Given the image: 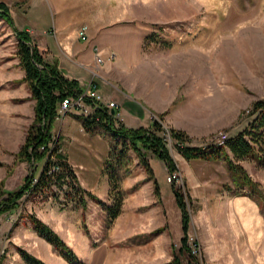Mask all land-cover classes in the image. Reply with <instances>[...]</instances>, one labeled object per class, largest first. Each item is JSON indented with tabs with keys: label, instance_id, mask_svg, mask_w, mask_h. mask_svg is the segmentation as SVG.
Returning <instances> with one entry per match:
<instances>
[{
	"label": "rangeland",
	"instance_id": "374dc122",
	"mask_svg": "<svg viewBox=\"0 0 264 264\" xmlns=\"http://www.w3.org/2000/svg\"><path fill=\"white\" fill-rule=\"evenodd\" d=\"M112 2L122 7L131 23L148 31L143 42L142 59L131 69L120 72L115 85L125 93L126 77L133 76L134 85L143 94L156 102H166L163 113H157L154 119L163 126L164 131L160 134L165 136L181 183L167 181L168 169L164 162V178L156 177L158 169L154 172L152 168L155 157L152 152L147 153V158L154 177H149L138 156L130 151L127 167L120 173L121 211L111 223L107 221V211L86 195L84 207L65 198V187L51 185L37 193L28 189L15 206L0 214V264L11 256H19L20 264H28L19 249L41 259L44 264H50L40 256L44 248L39 238L47 241L34 229L31 215L57 232L84 264H89L85 258L86 250L101 243L107 244L102 264H174L176 256L178 264H203V245L194 223L197 210L204 204L202 194L210 192L211 185L219 194L228 191V187L235 190L224 161L183 159L176 140L170 136V128L186 132L188 145L200 146L221 131L232 137L250 126L255 118L249 113L253 102L264 100V0ZM17 49L18 38L0 18V71H6L3 64L14 62L18 57ZM139 78L147 81L136 83L141 80ZM23 83L21 79L1 83L0 90L11 94L18 90L20 93L9 103L21 104L22 109L25 107L30 111L35 100L30 97L29 88L28 95L20 91ZM137 100L130 99L125 106H135ZM140 103L144 105L142 101ZM72 112L79 116L91 113L85 110ZM160 116L163 117L160 119ZM125 118L126 123L132 121ZM78 119L71 113L59 117L52 133L56 138L61 137L63 152L86 188L112 204L113 199L108 198L106 192L104 166L114 139L105 133L82 135L77 128ZM30 123L20 128L19 135L14 131H2L0 125V180L4 179V182L0 181V200L7 197L8 190L14 192L21 187L27 175H33L35 181L40 170L42 163L31 164L16 157ZM6 140L11 142L9 146L3 145ZM256 148L257 153L239 164L260 184L258 190L264 206V147L257 145ZM154 180L158 186L157 194ZM174 189L182 194L189 215L188 244L195 249L196 261L191 262L187 247L185 251L181 248L177 228L182 213L179 209L173 210L174 203L169 194H174ZM41 217L52 221L46 222ZM64 221L70 223L68 228ZM128 223L139 228H134L132 236L122 237L120 227L118 234L121 237L113 234L114 228ZM159 227L163 230L158 231ZM68 233L72 235L71 239ZM180 236H183L181 232ZM48 244L53 254L70 264Z\"/></svg>",
	"mask_w": 264,
	"mask_h": 264
},
{
	"label": "crops",
	"instance_id": "0c3cea01",
	"mask_svg": "<svg viewBox=\"0 0 264 264\" xmlns=\"http://www.w3.org/2000/svg\"><path fill=\"white\" fill-rule=\"evenodd\" d=\"M0 3L7 7L13 24H10L1 12L0 18L6 22L7 27L15 36V28L27 33L31 43L37 46L42 58L47 62H56L66 78L77 81L84 90L89 84H94L95 89L106 102L115 101L118 104L115 108L117 123L126 128H148L156 118V114L163 113L166 102H156L150 96L143 94V91L134 85L133 76L126 77L125 93L115 85L120 72L131 69L136 62L142 59L143 42L148 35L147 30L134 25L130 19L126 18L121 6L113 3L112 0H0ZM84 25L87 26L86 39L79 36V31ZM97 56L103 59L102 63H96ZM15 65H19L18 57L14 59V62L3 64V70L6 71H0V84L23 78L24 70L20 65L13 70ZM139 79L141 80H137L136 83L147 81L145 78ZM20 88V91L24 92L23 95H28V87L25 83ZM19 93L18 90L14 94L0 90L2 131L4 129L7 132L14 131L18 135L20 128L28 125L34 115L33 106L29 111L25 107L22 109L21 104L9 103L10 99ZM136 98H140L139 101ZM130 99L138 101L135 106H125ZM140 100L144 105L140 103ZM73 110H69L68 113L79 115L77 112H72ZM20 113L23 114L20 115ZM68 113L56 117L53 130L59 117L62 118ZM125 116L132 121L126 123ZM76 122L82 135L99 134L86 131L80 119ZM59 140L61 141L60 136ZM70 140V138L67 139L68 142ZM4 144L9 146L11 142L6 140ZM67 161L70 164L68 157ZM214 162L217 161L214 160ZM162 165H164L163 161L156 156L152 159L154 172L158 169V173L155 172L156 177L163 179ZM104 173L107 178L106 192L110 198L109 178L107 173ZM76 175L81 187L90 191L81 182L79 175L77 173ZM2 180L4 182V179ZM208 190L210 192L202 194L204 204L197 210L194 218L198 236L203 245V264H264V207L262 209V206L244 191L237 192L227 188L228 191L219 194L212 185ZM230 190L231 193H229ZM169 194L174 203L173 210L181 211L175 195ZM41 218L46 222L52 221L46 217ZM64 224L68 228L70 223L64 221ZM52 225L57 229L54 223ZM118 228L123 230L122 237L125 238L133 235L134 228L139 229L137 226L133 227L131 223L122 225V227L117 226L113 232L116 236H120ZM157 230L161 231L163 227ZM177 232L181 240V220ZM71 236L68 233L69 239ZM39 239L44 248L40 256L46 262L68 264L64 259L52 253L47 242H44L42 238ZM99 248L103 250H97ZM86 252L87 263L102 264L107 253V244L101 243L98 247L87 249ZM175 258L179 260L177 256ZM2 264H20V258L19 256L6 257Z\"/></svg>",
	"mask_w": 264,
	"mask_h": 264
},
{
	"label": "trees",
	"instance_id": "16d2710c",
	"mask_svg": "<svg viewBox=\"0 0 264 264\" xmlns=\"http://www.w3.org/2000/svg\"><path fill=\"white\" fill-rule=\"evenodd\" d=\"M0 12L10 24H13L7 7L2 3H0ZM14 31L18 38L17 56L19 64L24 70L21 81L27 84L30 97L35 100L34 117L28 126L24 141L16 153V157L18 160L27 161L31 164H42L36 181H34L33 175H27L24 184L20 188L14 192H9L5 199L0 200V214L15 206L17 200L28 189L37 193L38 190L49 189L52 187L51 185H57L65 187L66 199L82 204L84 207L86 204L85 195L93 199L107 211V221L111 223L121 211L120 173L121 170L127 167L130 151L138 156L140 163L151 178L154 176L147 158L148 152H152L162 160L169 172L177 169L175 161L166 146L165 136L160 134L164 131L162 124L157 119H153L151 126L148 128H126L117 123L116 111L114 113L109 112L105 106H98L89 115H77L86 131L109 134L114 139L104 166V171L109 178V197L113 199V203H107L90 191L85 190L79 184L75 170L68 163L67 156L62 151L59 137L56 138L52 134L53 123L59 115L60 102L66 93L77 95L85 90L77 81L66 78L56 62L45 61L37 46L31 43L27 33L16 28ZM89 101L87 100V102ZM249 113L255 115L250 126L237 135L229 137L223 145H188L186 143L188 138L186 132L175 128H170V136L176 140L178 152L185 159L224 161L231 173L235 190L237 192L245 191L263 209L264 206L260 200L262 194L258 190L260 184L247 174L239 161L257 153V145L264 147V131H261L264 127V100L254 101ZM162 117L160 116V119ZM100 130L102 132H99ZM53 166H56L58 170L50 173ZM154 185L157 194L158 186L155 180ZM1 186L2 183H0V195H2ZM228 189L231 188L228 187ZM173 193L182 213L183 236L181 248L185 249V247L188 248L189 215L186 212L180 191L174 189ZM30 219L37 233L50 243L70 264H84L71 247L50 226L35 215H31ZM188 250L190 252L189 248ZM19 251L28 264H44L41 259L30 255L24 249H19ZM190 256H192L191 262L194 261L195 257L191 254ZM174 264H178L177 260H174Z\"/></svg>",
	"mask_w": 264,
	"mask_h": 264
},
{
	"label": "built area",
	"instance_id": "2783aa9c",
	"mask_svg": "<svg viewBox=\"0 0 264 264\" xmlns=\"http://www.w3.org/2000/svg\"><path fill=\"white\" fill-rule=\"evenodd\" d=\"M86 31L87 26H82L79 31V36L82 39H86ZM113 56V54H111ZM103 62V59L100 56L96 57V63L100 64ZM87 100H90L87 102ZM98 106H105L109 112H111L112 109H115L117 107V104L114 101H108L106 102L103 98V96L95 89L94 84H89L88 88L81 94L72 95L70 93H66L65 97L61 100L59 105V115L64 114L68 112L71 109H74L76 111H91L93 112ZM90 114V113H89ZM229 134L226 131H221L217 135L213 136L211 140H208L205 142L202 146H208V145H223L228 140ZM57 169L56 166H53L50 170V173L55 172ZM36 181V179H35ZM167 181L168 182H175V184L181 183V175L179 171L176 169L172 172L167 173ZM174 184V186H175ZM188 244V239H187ZM188 248L190 249V254L194 255L195 249L191 248L188 244Z\"/></svg>",
	"mask_w": 264,
	"mask_h": 264
},
{
	"label": "water",
	"instance_id": "95a60500",
	"mask_svg": "<svg viewBox=\"0 0 264 264\" xmlns=\"http://www.w3.org/2000/svg\"><path fill=\"white\" fill-rule=\"evenodd\" d=\"M114 111H115L114 109L111 110L112 113H114Z\"/></svg>",
	"mask_w": 264,
	"mask_h": 264
},
{
	"label": "bare ground",
	"instance_id": "6f19581e",
	"mask_svg": "<svg viewBox=\"0 0 264 264\" xmlns=\"http://www.w3.org/2000/svg\"><path fill=\"white\" fill-rule=\"evenodd\" d=\"M128 58V57H127Z\"/></svg>",
	"mask_w": 264,
	"mask_h": 264
}]
</instances>
